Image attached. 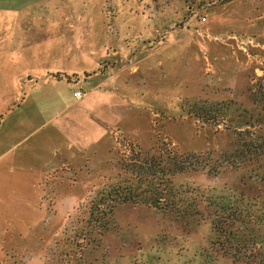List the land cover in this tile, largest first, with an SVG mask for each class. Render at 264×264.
Segmentation results:
<instances>
[{
  "label": "rangeland",
  "instance_id": "rangeland-1",
  "mask_svg": "<svg viewBox=\"0 0 264 264\" xmlns=\"http://www.w3.org/2000/svg\"><path fill=\"white\" fill-rule=\"evenodd\" d=\"M3 1V100L20 97L28 82L12 78L28 72H82L98 61L99 71L131 72L123 88L95 98L99 108L92 102L104 118L93 134L107 135L93 164L85 155L68 165L59 191L54 172L46 181L50 212L62 210L50 219L60 233L43 251L20 252L18 264H206L200 250L226 256L219 264H264V0H26L22 8L23 0ZM201 102L218 105L203 114ZM178 153L195 154L201 166L169 178L210 196L205 219L130 203L110 214L95 202L145 158L169 162ZM58 192L62 202L53 201ZM210 222L223 227L220 245L211 244Z\"/></svg>",
  "mask_w": 264,
  "mask_h": 264
},
{
  "label": "crops",
  "instance_id": "crops-1",
  "mask_svg": "<svg viewBox=\"0 0 264 264\" xmlns=\"http://www.w3.org/2000/svg\"><path fill=\"white\" fill-rule=\"evenodd\" d=\"M12 1L17 4L19 0ZM23 1L18 8L28 5ZM3 3L0 0V6ZM113 53L117 56L121 51ZM124 55L122 52V59ZM155 55L153 65L159 66L163 57H157L159 52ZM144 60L141 66L147 65L146 56ZM98 62L82 72L62 68V72H28L22 79L13 76L12 85L15 82L21 86L24 79L28 82L22 85L23 93L18 99L0 98V264H18L20 252L47 248L51 237L60 233L58 226L54 230L50 219L62 218V210L50 212V203L45 199L46 181L54 172L59 178V191L62 172L68 165L82 162L85 155L88 166L96 160L98 145L107 135L102 131L99 135L97 131V136L93 134L104 123L96 111L101 101L95 98L109 89L114 91L117 84L123 88L131 73L126 66L108 67L102 72ZM3 74L8 85L11 73L5 69ZM96 101L98 108L92 103ZM89 181L93 184V180ZM53 201L62 202V192ZM36 260L37 264H44L43 259Z\"/></svg>",
  "mask_w": 264,
  "mask_h": 264
},
{
  "label": "trees",
  "instance_id": "trees-1",
  "mask_svg": "<svg viewBox=\"0 0 264 264\" xmlns=\"http://www.w3.org/2000/svg\"><path fill=\"white\" fill-rule=\"evenodd\" d=\"M217 105L214 102L208 104L201 102L197 103L196 107L203 114H210L212 108L217 107ZM206 122L211 123L210 120ZM192 156H195V154L178 153L173 158H169V162L158 155L149 159L145 158L144 163L135 169H131L130 174L122 178V174H118L115 182L102 188L95 195L94 200L97 204L105 203L106 206L109 205L107 213L110 214L117 204L130 203L149 206L163 213L167 212L176 215V217H183L182 219H205L203 213L206 205L204 206V203L209 200L210 196H206L202 191H200V194H195V191H198L197 188H194L195 191L191 190L190 185L184 183L174 185L173 180L169 178V175L175 173L197 171L201 165L196 164L197 162L194 164V160L191 161ZM192 193L195 197L190 198ZM210 223L214 241L211 244L217 243L220 245L221 242L217 241L216 237L218 238V234H221L219 230L223 227L218 226L216 222ZM220 250H222L221 247ZM204 251L200 250L198 254L201 255L199 259L206 264H219L221 258L226 257Z\"/></svg>",
  "mask_w": 264,
  "mask_h": 264
},
{
  "label": "built area",
  "instance_id": "built-area-1",
  "mask_svg": "<svg viewBox=\"0 0 264 264\" xmlns=\"http://www.w3.org/2000/svg\"><path fill=\"white\" fill-rule=\"evenodd\" d=\"M201 20H202V21H204V20H205V17H204V16H202V17H201Z\"/></svg>",
  "mask_w": 264,
  "mask_h": 264
}]
</instances>
